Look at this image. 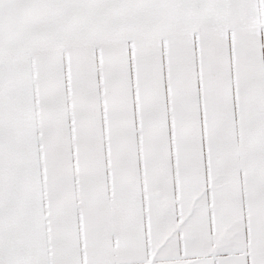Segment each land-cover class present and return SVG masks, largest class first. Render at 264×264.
Here are the masks:
<instances>
[{"label":"snow or ice","instance_id":"6c2138e0","mask_svg":"<svg viewBox=\"0 0 264 264\" xmlns=\"http://www.w3.org/2000/svg\"><path fill=\"white\" fill-rule=\"evenodd\" d=\"M0 264H264V0H0Z\"/></svg>","mask_w":264,"mask_h":264}]
</instances>
